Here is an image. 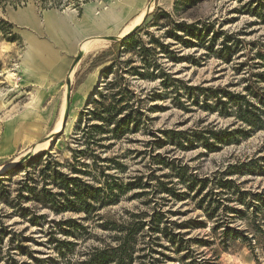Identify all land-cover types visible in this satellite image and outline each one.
<instances>
[{"label":"rangeland","instance_id":"1","mask_svg":"<svg viewBox=\"0 0 264 264\" xmlns=\"http://www.w3.org/2000/svg\"><path fill=\"white\" fill-rule=\"evenodd\" d=\"M122 1L125 0L0 3V19L19 38L8 43L0 32V173L4 174L0 177V264H83L94 252L103 251L109 257L123 241L125 249L132 250L130 264H264V252L256 250L253 256L239 242H231L228 251L222 252L218 239L210 234L213 222L196 206L199 198L193 197L199 180H207L203 195L213 188L215 179L227 173L229 166L264 158V128L249 131L231 117L195 106L181 90L164 89L159 71L139 69L144 57H140L139 48L126 52L114 47L118 41L101 39L79 52L76 44L80 39L75 34L82 24H89L83 19L86 5H94L98 16L111 9L123 18L116 30L109 28L102 35L111 38L125 35L122 29L137 16L142 17L150 5L137 35L143 52L149 50L145 56L151 66L155 63L173 79L189 86L264 98V6L259 10L256 0H206L175 12V0L135 1L132 10ZM161 12L168 17L153 20ZM22 13L31 15L33 26L19 19ZM46 15H52L60 25L66 24L62 30L67 32V40L46 26ZM67 21H72L73 26ZM174 22L205 25L209 29L206 43L187 47L175 42L165 34ZM151 37L168 45V49L162 51L149 44ZM29 39L48 47L64 62L61 78L26 58ZM211 40V48L205 49ZM222 47L225 53L219 54ZM78 53L80 59L68 79ZM24 65L26 74L21 72ZM112 65L114 68L107 70ZM135 67L143 76H134L130 69ZM119 76L122 78L118 80ZM116 80L117 84L112 85ZM67 82L69 108L61 130ZM119 89L127 92L113 98ZM119 100L122 104L116 105ZM124 104L127 109L115 122L127 114L133 122L112 134L113 126L98 122L96 115L109 106L118 109ZM59 121L60 128L54 131ZM96 125L100 131L93 128ZM211 126L242 133L237 134L235 143L214 152L200 146L180 151L165 138L168 131ZM41 144L45 145L32 152ZM259 164L263 175L228 179L240 183L243 190L260 191L264 189V162ZM45 167L92 188H103L97 199L101 202L87 212L68 209L55 213L49 207L53 199L46 193L59 190L51 184L49 173H41ZM193 179L197 181L191 184ZM165 188L186 196L174 197L164 192ZM154 213H162L167 221L175 223L196 220L205 224L204 228L174 233H186L184 238L210 245L193 241L187 256L184 252L174 253L164 239L156 242L148 231ZM125 235L126 239L121 240Z\"/></svg>","mask_w":264,"mask_h":264},{"label":"trees","instance_id":"2","mask_svg":"<svg viewBox=\"0 0 264 264\" xmlns=\"http://www.w3.org/2000/svg\"><path fill=\"white\" fill-rule=\"evenodd\" d=\"M203 1L206 0H175L173 10L175 12L182 11ZM4 2L5 0H0L1 4ZM256 6L260 10L264 6V0H256ZM253 12L251 14H253ZM162 16L168 17L166 13L161 12L154 15L153 20L158 21L159 18H163ZM261 17L264 18V13H262ZM11 30L12 27L0 19V32L6 37V42L8 43H14L19 40ZM208 30V27L205 25L200 26L197 22L191 24L174 22L172 24V29L166 31L165 34L169 35L175 42H182L184 46L193 47L198 44L204 45L206 43ZM137 31L138 29L133 34L115 43L114 47L123 48L126 52H135L136 49L139 48L138 51L142 54L140 57L144 56L142 57V68L139 69L147 71L149 68H153L159 71L158 74L161 76V84L164 89L171 88L174 91L177 90V92L181 90L186 100H190L195 106L205 112L216 113L221 117H231L246 125L249 131H257L264 128V98L233 94L219 88L212 90L197 86H189L182 81L173 79L169 74L161 70L159 66L157 67L155 63L151 66V62L145 56L149 50L143 52L145 49L142 47L143 44L138 38ZM215 36L216 35H214V37ZM149 44L157 45L158 49L162 51L168 49V45L160 43L158 38L151 37ZM211 46L212 40L207 42L205 49H210ZM225 50L226 49L222 47L218 53L224 54ZM113 68L112 65L107 70H112ZM130 71L134 72V76H143L142 73L138 71L137 67L130 69ZM117 78L119 80L122 77L119 76ZM116 84L117 80L112 85ZM124 92L126 93L127 91L125 89H119L112 97L119 96L120 93ZM210 99L213 101L212 104H209ZM121 102V100L116 101V105L122 104ZM126 109L127 104L121 105L118 109L117 106H109L104 111L100 112L99 115H96L98 122L112 125L111 133L116 134L120 129L126 128L129 123L133 122L129 114L122 116L115 122L116 118L122 115ZM110 111H114V113ZM103 114L110 115L108 117H103ZM93 128L95 130H101L99 125ZM239 133H242L241 130H215V128L211 126L210 128L191 129L186 131H168L165 134V138L171 146L180 151H188L200 146L207 152H214L223 146H229L235 143L238 139L237 134ZM259 161L263 163L264 158H258L238 166H229L226 170L227 173H225L222 178L215 179L213 188L205 191L203 195L202 192L204 191L207 180L204 179L197 182L200 184L199 189L193 195L195 199L199 198L196 206L203 210L207 220L213 222L210 234L214 236V239H218V245L222 252L228 251L231 242L241 243L253 256H255L256 250L264 252V189L256 192L243 190L240 183H237L233 179H228V177L232 176L263 175L262 165L259 164ZM41 173H49L48 177L51 178V184H56L55 187L59 190V193H50L46 191L47 196L53 199L49 202V207L52 208L55 213H61L68 209L87 212L89 208H95L93 204L101 202V199L98 201L97 199L99 194L103 192V188H92L77 178L68 177L47 167L43 168ZM196 181L197 180L193 179L191 184L196 183ZM106 188L110 189L109 187ZM164 192L171 193L174 197L186 196L184 193H175L167 188L164 189ZM68 197L71 199H68ZM60 198L64 200L62 204L59 202ZM230 203L234 204L228 205ZM238 221L241 223L238 226H234ZM66 223L70 224L73 222L68 221ZM148 226V231L155 236L154 240L158 242L160 239H164L168 245L173 248L174 253L184 252V256H187L190 252V243L193 241L208 244L206 241L186 239L184 238L186 233H174V230L189 231L198 227H205V224L196 220H186L184 222L175 223L167 221L162 213H154L148 222ZM118 232L122 233L123 231ZM125 239L126 235L124 239L121 240ZM124 243L123 241L116 248L112 249V253H110L111 255L109 257L103 251L92 253L83 264H108L110 262L113 264H130L133 260L132 250L131 248L125 249ZM164 248L168 247L166 246ZM11 263L15 264L13 261H11Z\"/></svg>","mask_w":264,"mask_h":264},{"label":"crops","instance_id":"3","mask_svg":"<svg viewBox=\"0 0 264 264\" xmlns=\"http://www.w3.org/2000/svg\"><path fill=\"white\" fill-rule=\"evenodd\" d=\"M135 1H140V0H125L122 1L123 5H129L130 9H134L135 6ZM121 4V5H122ZM130 12L128 11V14ZM66 15V13H64ZM115 17L113 20L112 18ZM19 19L21 21H25L27 24H30L33 26L34 20L31 17L29 13L25 14L22 13L20 14ZM83 19L88 20L89 24H82L81 28H79V31H75V34L78 36L80 41L76 44V48L78 51H80V44L82 41L86 39H99L103 38V34L108 32L109 28H113V30H116L121 22L123 21V18L121 16H118L117 14L113 13L111 9H105V12H103L102 16H98V12L96 11L94 5H86L84 7V12H83ZM103 20V23H102ZM69 22L70 26H73L72 21H67ZM105 23V24H104ZM45 24L49 29H51L55 34L60 37L65 38L66 40L68 39L65 30H62V27H66L65 23H62L60 25L59 22L52 16V15H46L45 17ZM84 26V28H83ZM82 38V39H81ZM59 42H61L60 39H58ZM78 41L77 39L75 42ZM27 51H26V58L29 61H35L37 65H39L40 68L42 69H47L50 71V74L55 77H62L64 74V62L61 60H58L56 58V54L52 52L48 47L37 44L33 42L32 40H28L27 42ZM71 47L73 48L74 45ZM27 67L24 65V67L21 68V72L26 74L25 72L27 71ZM69 72V71H68ZM67 74V78H68Z\"/></svg>","mask_w":264,"mask_h":264},{"label":"water","instance_id":"4","mask_svg":"<svg viewBox=\"0 0 264 264\" xmlns=\"http://www.w3.org/2000/svg\"><path fill=\"white\" fill-rule=\"evenodd\" d=\"M148 13V10H146V13L145 15ZM145 15L143 17H145ZM143 19V18H142ZM141 23V21H140ZM140 23L138 25H135L130 31H128V33H126L125 35L121 36V37H117V38H111V37H104L102 39H105L107 41H120L122 40L123 38L127 37L128 35L130 34H133L139 27ZM80 56H81V53H78V55L76 56V58L74 59L70 69H69V72L68 74L72 73L76 63L78 62V60L80 59ZM67 86V97H66V100H65V109H64V112H63V116H62V127H61V130L63 129V126L65 124V121H66V117H67V114H68V108H69V93H70V84L67 82L66 84ZM27 156L23 157L17 164L21 163L22 161H24L26 159ZM0 177H4V174L3 173H0Z\"/></svg>","mask_w":264,"mask_h":264},{"label":"bare ground","instance_id":"5","mask_svg":"<svg viewBox=\"0 0 264 264\" xmlns=\"http://www.w3.org/2000/svg\"><path fill=\"white\" fill-rule=\"evenodd\" d=\"M127 7V6H125ZM128 9H130L129 7H127ZM150 8V5L145 9V11L143 12L142 14V17L141 15L140 16H137L133 21H131L128 25H126L122 30L124 34L128 33V31H130L135 25H138L140 23V21L142 20L144 14L146 13V10H149ZM118 15V14H117ZM119 16V15H118ZM141 17V19H140ZM113 20L115 19V17L112 18ZM139 22V23H138ZM102 23H103V20H102ZM105 24V23H104ZM117 28V27H116ZM104 38V37H103ZM102 38H99V39H86L84 41H82V43L80 44L79 48H80V51L84 50V49H88L89 47H91V45H93L94 43H96L97 41H101ZM79 51V52H80ZM71 76V73L68 75V79L69 77ZM67 79V80H68ZM65 109V108H64ZM64 112V110H63ZM63 115V114H62ZM60 128V121L57 123V126L55 128L54 131H58V129ZM48 143V141H47ZM45 144H41V145H36L34 146V149L32 152H38L42 146H44ZM47 145V144H46ZM34 154V153H33Z\"/></svg>","mask_w":264,"mask_h":264}]
</instances>
